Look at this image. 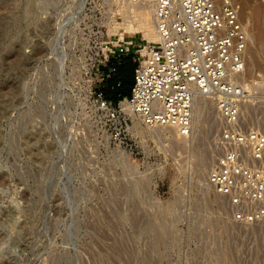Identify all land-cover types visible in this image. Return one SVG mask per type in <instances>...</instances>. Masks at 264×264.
<instances>
[{
	"label": "rangeland",
	"instance_id": "374dc122",
	"mask_svg": "<svg viewBox=\"0 0 264 264\" xmlns=\"http://www.w3.org/2000/svg\"><path fill=\"white\" fill-rule=\"evenodd\" d=\"M236 3L255 32L245 121L264 132V0ZM114 10L0 0V264H264V212L247 223L208 181L221 119L177 142L98 109Z\"/></svg>",
	"mask_w": 264,
	"mask_h": 264
},
{
	"label": "built area",
	"instance_id": "2783aa9c",
	"mask_svg": "<svg viewBox=\"0 0 264 264\" xmlns=\"http://www.w3.org/2000/svg\"><path fill=\"white\" fill-rule=\"evenodd\" d=\"M149 2L160 44L132 37L104 42L99 78L111 59L120 62L132 55L137 61L129 96L117 102L97 87L98 109L113 120L127 100L132 110L150 126L175 127L184 136L193 131L195 100L206 95L216 103L222 127V154L208 179L247 223L259 221L264 208V132L245 121V87L239 81L245 70L247 34L234 0H131ZM104 45V46H103ZM218 143V144H219Z\"/></svg>",
	"mask_w": 264,
	"mask_h": 264
},
{
	"label": "bare ground",
	"instance_id": "6f19581e",
	"mask_svg": "<svg viewBox=\"0 0 264 264\" xmlns=\"http://www.w3.org/2000/svg\"><path fill=\"white\" fill-rule=\"evenodd\" d=\"M109 2V4H111V6H115V10H114V15L115 18H113V23H112V27L110 28V32L114 31V28L118 29L120 32V38H125V36H130V37H134V33L135 35L139 32L143 33V41L144 44L146 45L148 42H154L155 44H160V40L159 37L157 35V31H156V25H155V21H154V8L153 5L149 2H133L131 0H107ZM235 2L237 0H234ZM83 2L80 1L78 8H81L83 6ZM240 7V6H238ZM239 18L242 21L241 17H240V12H239ZM247 34V46L245 49V61L247 62L248 59V55H253L252 49L250 47V43L255 39L254 35L255 32L254 30L249 28V24L248 23H244L242 22ZM254 43V42H252ZM250 61V60H249ZM248 65V63H246ZM246 64H245V69L246 68ZM245 70L241 75V78H239V81L241 83H243L244 87H245V91H248L250 89V83L247 82V79L245 78ZM245 97H246V92H245V96H244V102H243V110L244 111H248L247 108L249 107V100L248 102L245 103ZM251 104V103H250ZM253 106V105H252ZM121 113H126L131 115V117L133 118L134 121V128L138 129V130H144L146 129L145 125L146 124L142 118H140L137 114L134 113V111L132 110V107L130 105V103L127 100H123L122 104H121ZM194 121H193V125H196L201 119L202 117H211L212 119L214 118V120H218L221 119L220 117V112L217 109L216 103L209 99L206 95L203 94H199L196 97L195 100V107H194ZM206 119V118H204ZM208 121V119L206 120ZM210 121H212L210 119ZM215 122V121H214ZM215 124V123H214ZM218 124V123H216ZM219 125V124H218ZM151 130L155 133L158 134H163V133H171L172 135H174L175 140L177 142H182L184 140H187V136L182 135L179 130L175 127H170V126H150ZM195 127V126H194ZM193 127V128H194ZM154 133V134H155ZM209 181V179H208ZM210 183V182H209ZM217 193V191H216ZM219 194V193H217ZM223 199V198H222Z\"/></svg>",
	"mask_w": 264,
	"mask_h": 264
},
{
	"label": "trees",
	"instance_id": "16d2710c",
	"mask_svg": "<svg viewBox=\"0 0 264 264\" xmlns=\"http://www.w3.org/2000/svg\"><path fill=\"white\" fill-rule=\"evenodd\" d=\"M134 69L135 65L130 60L122 65L120 69V83L116 85L115 81L110 80L108 87L105 88L107 98L117 102L121 97L128 96L131 93V87L133 84L132 74H134Z\"/></svg>",
	"mask_w": 264,
	"mask_h": 264
},
{
	"label": "crops",
	"instance_id": "0c3cea01",
	"mask_svg": "<svg viewBox=\"0 0 264 264\" xmlns=\"http://www.w3.org/2000/svg\"><path fill=\"white\" fill-rule=\"evenodd\" d=\"M128 60H130L132 63H134V65H135V67H136V65H137V61H136L135 57L132 56V55L127 56L126 59H124V60H122V61H120V62H117L116 60L111 59V61H110L107 65H105V66L102 67V70L106 71V70L109 68V66L114 65V64L117 63V70L112 74L111 77L105 79V80H104V83L102 84V85H104V86H103L104 91H105V88L108 87V84H109V81H110V80L115 81V84H116V85H118V84L120 83V80H121V78H120V69H121L122 65L126 64V62H127ZM134 76H135V69H134V74H132L133 83H134ZM132 85H133V84H132ZM131 88H132V87H131ZM129 95H130V94H129ZM129 95H128V96H129Z\"/></svg>",
	"mask_w": 264,
	"mask_h": 264
}]
</instances>
